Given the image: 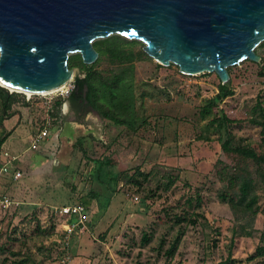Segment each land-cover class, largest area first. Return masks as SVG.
<instances>
[{
	"label": "rangeland",
	"instance_id": "rangeland-1",
	"mask_svg": "<svg viewBox=\"0 0 264 264\" xmlns=\"http://www.w3.org/2000/svg\"><path fill=\"white\" fill-rule=\"evenodd\" d=\"M259 52L264 61V46ZM106 62L102 60V64ZM260 62L243 60L232 65L235 93L223 106L236 117L249 115L258 97L264 101ZM136 66L137 106L146 120L144 125L128 135L92 109V128L87 134L91 139L82 142L86 153L77 143L55 138L53 125L60 117L52 118L58 115L57 108L49 109L43 94L19 92L4 113L0 110V137L11 131L0 152L14 148L20 154L18 168L24 171L19 178L8 176L4 183L6 192L21 204L17 209L0 207V242L7 232L16 237L12 251L0 247V264L5 257L6 264H62L64 224L69 216L62 215L58 207L76 202L85 204L88 218L75 236L66 264H163L165 256L158 243L168 224L159 222L162 207L184 204L199 185L206 196L200 211L207 221L200 219L187 228L171 264H215L229 252L234 264H264V255L254 256L258 246L264 245V198L254 233L233 238V213L217 196L220 182L213 171L216 160L224 158L220 142L225 134L213 127L208 133L207 120L199 111L218 92L219 75L215 71L186 73L178 64L165 65L152 56L137 61ZM49 95L61 102L62 112L64 96ZM44 128L48 130L46 139L30 146L36 131ZM78 129L82 133L83 127ZM234 130L239 135L261 136L260 128L247 120ZM202 135H210V139ZM106 157L110 164L101 169L94 165L92 159ZM137 169L150 174L140 190L125 183V175ZM168 174H177L178 180L165 190L162 181ZM112 175L118 176L116 185ZM144 193H148L145 199ZM216 220L218 233L213 224ZM144 232L152 237L146 244L142 243Z\"/></svg>",
	"mask_w": 264,
	"mask_h": 264
},
{
	"label": "water",
	"instance_id": "water-1",
	"mask_svg": "<svg viewBox=\"0 0 264 264\" xmlns=\"http://www.w3.org/2000/svg\"><path fill=\"white\" fill-rule=\"evenodd\" d=\"M142 40L144 51L181 71H215L259 61L264 0H0V79L33 92L57 87L99 56L96 39L112 34ZM0 88L7 94L6 88Z\"/></svg>",
	"mask_w": 264,
	"mask_h": 264
},
{
	"label": "trees",
	"instance_id": "trees-1",
	"mask_svg": "<svg viewBox=\"0 0 264 264\" xmlns=\"http://www.w3.org/2000/svg\"><path fill=\"white\" fill-rule=\"evenodd\" d=\"M93 45L99 52L98 58L93 63H85L79 52L69 55V67H78L81 74L75 76V88L68 98L72 105L77 106L78 110L84 111L90 107L97 111L102 119L121 127V130L126 134L132 135L138 132L146 121L140 115L137 106L136 63L150 56L144 51V43L141 40L130 39L117 33L96 39ZM263 46L264 40L255 48L261 57V75L264 74V61L259 48ZM103 59H106V64H102ZM231 69L232 65L228 67L230 79L227 82L221 81L219 83L218 92L213 97L206 99L199 113L202 119L207 120L206 130L208 133L210 127H213L225 134L221 135L220 142L224 158L216 160L213 174L220 182L217 196L229 206L234 216V238L235 236H250L254 233V222L260 211V200L264 198V101L258 97L247 116L236 117L232 115L229 109L223 106L225 100L235 93L231 85ZM19 92L13 91L7 94L0 88V110L3 113L10 107L13 97ZM60 103V101H55L56 114H59L61 110ZM1 117L4 118V115ZM244 120L260 128L261 136L259 138L239 135L234 130L235 125L242 124ZM10 133L11 131L0 137V146ZM202 138L210 139V135H202ZM77 144L86 153L82 141H77ZM92 160L99 169L111 163L108 157ZM149 175V173L137 169L131 175H125V183L132 184L137 190H140L144 180H147ZM8 176L13 177L12 174L3 176L0 187L2 193H7L4 183L8 181ZM111 178L115 185L119 183L117 175H112ZM177 180V174H168L166 180L162 181L164 189H170ZM92 195L96 197L95 193ZM147 197L148 193H144L143 198ZM205 199L203 186L199 185L195 187L193 194L185 198L184 204L164 205L162 207L164 214L158 217L159 222L163 221L168 224L158 243V249L165 256L163 264H171L190 225L198 224L200 219L207 221L205 214L200 211ZM19 206L14 207V209ZM214 223H216L214 230L218 233V221L216 220ZM74 239L75 236L71 241V252ZM151 239L150 232L142 234L143 244L148 243ZM21 241L23 244L25 243L24 239ZM216 241L215 239L214 244ZM15 244L16 237L7 232V235L0 242V247L12 251ZM256 255H264V245L258 246L254 256ZM6 260V257L3 258L2 263L6 264ZM234 261L229 252L224 259L215 264H234ZM22 262L19 261L17 264H22Z\"/></svg>",
	"mask_w": 264,
	"mask_h": 264
},
{
	"label": "built area",
	"instance_id": "built-area-1",
	"mask_svg": "<svg viewBox=\"0 0 264 264\" xmlns=\"http://www.w3.org/2000/svg\"><path fill=\"white\" fill-rule=\"evenodd\" d=\"M75 88L73 76L66 82L65 86L60 90L56 91L59 94H62L64 98L68 97L71 91ZM46 98V104L49 109H51L50 102L53 100V96L48 94H43ZM48 135V130L46 128L39 129L36 131L34 138L31 140L32 147H36L39 141L42 140L44 136ZM19 155L14 154L8 150H1L0 152V187L1 181L4 175L12 174L13 178H19L22 176L23 171L18 168ZM21 204V200L13 197L8 193L0 192V207H16ZM57 210V209H56ZM59 212L62 215H68L69 218L64 224V233L62 243L64 250L62 252V258L60 262L66 264L67 260L71 258V241L76 234L79 233L81 225H84L88 218V212L86 206L83 202H76L73 204H64L61 207H58Z\"/></svg>",
	"mask_w": 264,
	"mask_h": 264
},
{
	"label": "crops",
	"instance_id": "crops-1",
	"mask_svg": "<svg viewBox=\"0 0 264 264\" xmlns=\"http://www.w3.org/2000/svg\"><path fill=\"white\" fill-rule=\"evenodd\" d=\"M68 97L65 98V102L63 104V111L61 112L60 110L58 115L52 116L54 120H57L60 117L56 121V123H54L53 125V128H55V131H57L56 132L57 135H55V138H57L58 141H63L68 144H73V143L75 144L77 143V141H82L84 143L86 142V140L91 139L90 135H87L88 133L91 132L89 128H92V121L89 118L91 115L94 114L93 112L95 110L92 111L90 107H88L84 111L81 109L78 110L77 106L72 105ZM50 105H51V109H53L55 107V101L52 100L50 102ZM99 117H96L95 115V119H98ZM79 126L83 127L82 133L79 132V129H78ZM47 136L48 135L44 136L42 140H45ZM10 149H11L10 152L20 155L19 152H16L15 150H13L14 148L10 147ZM23 174H24V171H23Z\"/></svg>",
	"mask_w": 264,
	"mask_h": 264
},
{
	"label": "bare ground",
	"instance_id": "bare-ground-1",
	"mask_svg": "<svg viewBox=\"0 0 264 264\" xmlns=\"http://www.w3.org/2000/svg\"><path fill=\"white\" fill-rule=\"evenodd\" d=\"M74 73H75V69L72 70V74H71V75L73 76ZM72 76H71V77H72ZM71 77H70V78H71ZM70 78H69V79H70ZM66 82H67V81H66ZM66 82L63 83V84H61V85H59V86H57V87H54V88H52V89H49V90L40 91V92H33V91L23 90V89H19V88L13 87V86L7 84L6 82H4L3 80L0 79V85L3 86L4 88H6L8 91H11V92H13V91H20V92H25V93H27L28 95H31V94H34V93H39V94H49V93L56 92V91L60 90L62 87H64L65 84H66Z\"/></svg>",
	"mask_w": 264,
	"mask_h": 264
}]
</instances>
